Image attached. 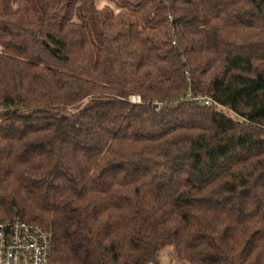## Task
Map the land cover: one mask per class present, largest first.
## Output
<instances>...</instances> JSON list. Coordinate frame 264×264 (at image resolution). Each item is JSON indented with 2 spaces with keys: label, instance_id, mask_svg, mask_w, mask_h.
Masks as SVG:
<instances>
[{
  "label": "trees",
  "instance_id": "16d2710c",
  "mask_svg": "<svg viewBox=\"0 0 264 264\" xmlns=\"http://www.w3.org/2000/svg\"><path fill=\"white\" fill-rule=\"evenodd\" d=\"M105 1L0 0V222L52 264H264V0Z\"/></svg>",
  "mask_w": 264,
  "mask_h": 264
},
{
  "label": "built area",
  "instance_id": "2783aa9c",
  "mask_svg": "<svg viewBox=\"0 0 264 264\" xmlns=\"http://www.w3.org/2000/svg\"><path fill=\"white\" fill-rule=\"evenodd\" d=\"M130 100L141 101L140 97ZM196 101L207 106L213 104L206 97ZM0 264H52L50 235L42 228L18 219L0 222Z\"/></svg>",
  "mask_w": 264,
  "mask_h": 264
},
{
  "label": "rangeland",
  "instance_id": "374dc122",
  "mask_svg": "<svg viewBox=\"0 0 264 264\" xmlns=\"http://www.w3.org/2000/svg\"><path fill=\"white\" fill-rule=\"evenodd\" d=\"M107 3H106V1L105 0H98V6L100 7V8H102V7H104L105 5H106ZM168 253V251H165V255H164V259H163V261L166 263L168 260H167V257H166V254Z\"/></svg>",
  "mask_w": 264,
  "mask_h": 264
}]
</instances>
